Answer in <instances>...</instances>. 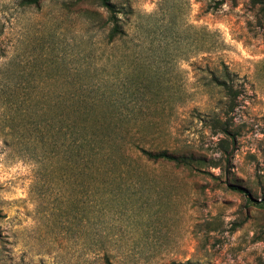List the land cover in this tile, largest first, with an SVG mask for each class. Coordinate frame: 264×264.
Here are the masks:
<instances>
[{
	"label": "rangeland",
	"instance_id": "obj_1",
	"mask_svg": "<svg viewBox=\"0 0 264 264\" xmlns=\"http://www.w3.org/2000/svg\"><path fill=\"white\" fill-rule=\"evenodd\" d=\"M109 1L113 42L91 0H0V264H264L250 0ZM81 123L103 147L88 164Z\"/></svg>",
	"mask_w": 264,
	"mask_h": 264
},
{
	"label": "trees",
	"instance_id": "obj_2",
	"mask_svg": "<svg viewBox=\"0 0 264 264\" xmlns=\"http://www.w3.org/2000/svg\"><path fill=\"white\" fill-rule=\"evenodd\" d=\"M42 0H21V5L23 6H37L40 4ZM95 3H98L100 6L104 7L108 12L107 22L110 25L107 41L113 42L115 39L120 38L124 35V31L120 24L119 18L116 15L114 5L109 0H91ZM226 0H219V3H223ZM233 1V0H231ZM252 7L255 10L254 16L256 19L257 26H264V0H250ZM224 89L227 93H230L231 87L225 86ZM80 110V109H79ZM78 110V111H79ZM88 111V110H87ZM87 112L85 113V115ZM73 130V131H72ZM75 128L72 127L70 129V139L69 145L73 147L75 144L79 148L83 150V158L86 161V164L91 160L92 156H96L98 153H101L102 146L99 144L97 135L95 132H89L87 130V125L85 123H81L78 129V133L76 131V136L73 137ZM225 133H228V130L223 128ZM138 152L146 158L147 161L151 162H164L167 164H172L176 167H185L189 165V161L184 156H179L174 152H169L168 150L161 149L158 151H151L145 149L142 146H135ZM94 153V154H93ZM215 167H219V164H214ZM227 187L235 192L247 194L246 188L237 186L234 184H228ZM106 264H112L108 259L106 260Z\"/></svg>",
	"mask_w": 264,
	"mask_h": 264
}]
</instances>
